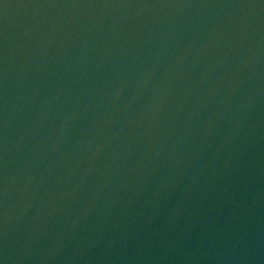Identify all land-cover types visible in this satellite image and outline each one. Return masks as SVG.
Segmentation results:
<instances>
[{
  "label": "water",
  "instance_id": "obj_1",
  "mask_svg": "<svg viewBox=\"0 0 264 264\" xmlns=\"http://www.w3.org/2000/svg\"><path fill=\"white\" fill-rule=\"evenodd\" d=\"M0 264H264V0H0Z\"/></svg>",
  "mask_w": 264,
  "mask_h": 264
}]
</instances>
